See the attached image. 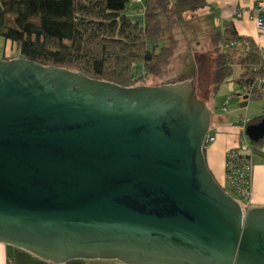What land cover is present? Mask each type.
<instances>
[{
	"label": "water",
	"instance_id": "obj_1",
	"mask_svg": "<svg viewBox=\"0 0 264 264\" xmlns=\"http://www.w3.org/2000/svg\"><path fill=\"white\" fill-rule=\"evenodd\" d=\"M211 123L193 77L122 86L0 58V242L54 263L264 264V207L215 179Z\"/></svg>",
	"mask_w": 264,
	"mask_h": 264
},
{
	"label": "trees",
	"instance_id": "obj_2",
	"mask_svg": "<svg viewBox=\"0 0 264 264\" xmlns=\"http://www.w3.org/2000/svg\"><path fill=\"white\" fill-rule=\"evenodd\" d=\"M132 2L135 1L0 0V37L17 45L19 51L2 58L24 57L122 86L163 78L178 58L174 27L183 23L185 14L195 13L208 4L206 0H144L142 23L128 14ZM210 41L215 68L208 95H214L225 83L234 82L242 88L239 95L246 101L263 97H253L248 87L264 79V49L253 38L240 35L228 21ZM193 57L191 50L180 53L183 63L191 61V72L184 70L168 83L194 76ZM137 64L143 66L144 73L136 79ZM262 119L264 115L252 118L250 124ZM262 143L264 138L252 145Z\"/></svg>",
	"mask_w": 264,
	"mask_h": 264
},
{
	"label": "crops",
	"instance_id": "obj_3",
	"mask_svg": "<svg viewBox=\"0 0 264 264\" xmlns=\"http://www.w3.org/2000/svg\"><path fill=\"white\" fill-rule=\"evenodd\" d=\"M259 0H206L208 4L206 7L199 9L195 13H209L214 12L221 22V29L225 22H232L235 29L240 35H246L253 38L259 46L264 49V34L261 35L257 28L256 22L249 17L248 14L243 16H237V11L241 8H247L253 6ZM144 4V0L141 2H132L131 7L128 10V14L135 20L145 22L144 16L140 19V16L144 12V8L141 7L142 12L138 14L135 10L137 6ZM195 13H191L194 15ZM218 25V24H217ZM216 25V27H217ZM192 45V44H191ZM196 47L201 46L200 42H196ZM206 50H212V44L210 39L205 44ZM203 47V48H204ZM203 50V49H202ZM136 77L144 73L143 66H136ZM238 70V69H237ZM240 87V92H241ZM234 92V90H232ZM240 92L231 93L227 98L228 104L231 102L233 106L229 114L221 117H216L217 123L215 128L213 125V119L211 128L216 131L217 137L214 143H212L206 150V160L209 169L214 175L215 179L221 186L227 183L226 179V159L227 153L230 149L237 146L239 139L238 125L242 118L247 117L252 119L250 101H246ZM213 100V95L209 96V100ZM234 100V101H232ZM225 104L222 103V107ZM228 106V105H227ZM210 107V106H209ZM211 109V107H210ZM245 109V114L242 113ZM224 110V109H223ZM228 108L226 107V110ZM264 115V112L262 113ZM253 153V166L251 174L250 184V196L248 199H240L246 207H264V143L260 146H252ZM239 200V199H238ZM0 264H122L117 260L108 259H74L65 263H54L48 260H44L35 254L24 250L22 248L12 246L6 243L0 242Z\"/></svg>",
	"mask_w": 264,
	"mask_h": 264
},
{
	"label": "rangeland",
	"instance_id": "obj_4",
	"mask_svg": "<svg viewBox=\"0 0 264 264\" xmlns=\"http://www.w3.org/2000/svg\"><path fill=\"white\" fill-rule=\"evenodd\" d=\"M138 14L142 12L141 4L135 7ZM185 18L182 24L177 25L173 29V35L178 40V58L172 62L168 68V73L163 78H150L146 81L137 80L135 85L145 84V85H159L168 83L172 80V76H178V74L184 70L186 72H191V61L188 59L186 64L183 63V60L179 59L180 53L191 50L194 54L195 60V71H194V83L196 85V90L199 95V98L211 107L213 127L215 128L217 122L216 117L225 116L230 113L233 103L228 104V111H224L222 103L227 102V98L231 93L240 92V85L234 82H228L222 85L219 90L213 95V100H209V90L212 87L211 78L215 68V54L211 53L210 50H206V42L208 38L211 39V36L217 31L221 30V22H219L217 15L214 12L209 13H191L185 14ZM143 14L140 16V19L143 18ZM218 24V25H217ZM217 25V27H216ZM223 29V28H222ZM200 42L201 46L196 47V42ZM189 42V43H188ZM192 44V45H191ZM204 47V48H203ZM203 49V50H202ZM19 53L18 47L15 44L5 41L3 37H0V58L2 57H12L15 54ZM4 55V56H3ZM136 66H141L137 64ZM185 67V68H184ZM136 69L134 75L136 77ZM138 77H136L137 79ZM134 86V85H133ZM234 90V92L232 91ZM234 101V100H232ZM251 106V118L258 117L264 112V96L258 99H253L250 101ZM245 114V109L242 111ZM254 146V145H253ZM223 187L235 198L242 199L240 194L232 190L231 185L226 183Z\"/></svg>",
	"mask_w": 264,
	"mask_h": 264
},
{
	"label": "built area",
	"instance_id": "obj_5",
	"mask_svg": "<svg viewBox=\"0 0 264 264\" xmlns=\"http://www.w3.org/2000/svg\"><path fill=\"white\" fill-rule=\"evenodd\" d=\"M135 2H140L141 0H133ZM244 14H248L257 25V28L260 31V34H264V0L257 1L253 6L247 8H241L237 11V16L241 17ZM234 44V43H233ZM250 93L253 94V97L264 96V79L260 82H256L252 87H248ZM247 87H244L243 90H248ZM228 105V100L223 105V109L226 110ZM250 124V119L244 117L241 119L238 130H239V139L237 146L230 149L227 153L226 166L229 168V172L226 173L227 183L231 185L232 190L238 194L242 199H248L250 196V184H251V174H252V142L246 134V128ZM217 137L216 131L210 127L205 140L204 146L208 148L212 143L215 142ZM242 156L237 163H235L237 157Z\"/></svg>",
	"mask_w": 264,
	"mask_h": 264
}]
</instances>
